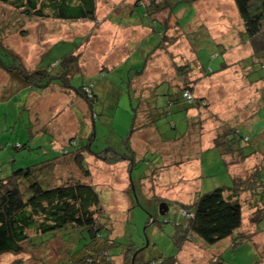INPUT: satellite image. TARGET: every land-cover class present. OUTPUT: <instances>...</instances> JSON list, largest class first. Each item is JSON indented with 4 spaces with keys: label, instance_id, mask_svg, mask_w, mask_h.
<instances>
[{
    "label": "rangeland",
    "instance_id": "1",
    "mask_svg": "<svg viewBox=\"0 0 264 264\" xmlns=\"http://www.w3.org/2000/svg\"><path fill=\"white\" fill-rule=\"evenodd\" d=\"M148 1L97 0L94 22H62L51 18L29 21L0 4V34L3 35L0 36V64L12 70L32 71L36 67L51 66L54 60L59 61L69 53L78 56L79 72L72 74L70 87L78 88L82 82L96 84L97 100L88 116L93 130L91 151L101 153L112 148L127 155L129 145L135 160L131 180L135 184L145 173L144 181L139 185L145 199L137 195L133 208L126 213L116 197L117 187L113 186L111 174L99 168L95 158L84 155L88 177L77 168L72 155L57 162L53 184L73 178L93 186L103 208L100 222L109 229L110 241L117 242L116 247L108 248L110 256L99 245L98 250L106 254L87 264H138V260L149 264L170 256L176 257L177 264H209L216 262L217 256L223 264H264V220L259 229L256 228L252 221L258 207L252 208L256 203L245 196H242L245 203L241 232L250 240L236 248H230L229 240L206 245L195 238L185 240L177 251L171 239V224H160L167 219L170 223L177 219L178 204L189 205L196 194L229 187L230 176L243 178L253 169L264 166V136L258 137L264 133V68H261L264 59H251L254 53L244 38V26L232 0H176L173 15L164 11L154 16L170 27L167 37L173 43L162 45L163 48H159L160 36L149 34L150 25L143 18V8L136 7L139 2L147 4ZM177 21L184 25L183 29L175 28ZM19 23L22 25L18 26ZM192 35L200 38L196 44H192ZM122 46L124 52H120ZM215 52L220 54L218 58H214ZM195 54L201 67L213 74L198 73ZM222 61L223 67L219 70ZM187 64L193 70L189 80L194 84L189 101L198 106L188 111V125L182 114L161 117L157 121L161 136L146 124L141 134L133 135L129 140L133 110L147 105L154 95L160 100L158 108L164 107L167 95L182 86L176 66ZM100 65L107 68L104 76L96 74ZM136 72L141 74L136 76ZM6 77L1 71L0 178L55 157L48 142H52L55 133H66L62 118L69 123V111L77 117L81 114L72 103L68 111L55 119L57 123L46 127V134L39 135L33 126H44L43 120L51 118L39 113L40 121L31 123L30 102L24 110L27 94L7 101L11 94L1 88ZM133 92L136 97H141L137 100ZM86 101L83 102L88 109L91 101L89 98ZM141 110L145 117L148 108L145 106ZM44 113L52 112L46 109ZM140 117L139 120H145ZM172 123L175 128L170 127ZM230 129L250 134V145L260 144L261 148L239 164L231 165L232 159L226 157L229 174L215 150V139L224 137ZM69 141L58 139L59 145L54 144L52 149L65 154L64 148L70 146ZM16 144H25L27 148L15 149ZM104 167L111 169L108 165ZM261 178L264 181V167ZM160 200L168 202L164 216L157 212ZM150 217L156 223L151 224L152 220L149 223ZM75 233L59 232L52 238L41 236L38 244L25 243L19 255L0 256V264H71L68 253L87 242L81 239V233ZM27 234L35 236L31 231ZM91 249V246L86 247L88 252ZM133 252H138L137 263L133 261Z\"/></svg>",
    "mask_w": 264,
    "mask_h": 264
},
{
    "label": "trees",
    "instance_id": "2",
    "mask_svg": "<svg viewBox=\"0 0 264 264\" xmlns=\"http://www.w3.org/2000/svg\"><path fill=\"white\" fill-rule=\"evenodd\" d=\"M190 1L194 2L196 0ZM96 2L97 0H0V4L6 5L26 20L34 21L51 18L62 22H94ZM148 2L147 4L139 2L136 7L140 6L143 8V18L147 19L150 25L148 29L151 32L149 34H158L161 39L159 48H163L162 45L173 43V40L171 41V38L167 37V31L170 30V27L166 22H161L154 16L164 11H168L173 15V8L177 1L149 0ZM232 2L244 26V38L249 41L254 53L251 59H258L259 57L264 59V0H232ZM21 25L22 23L18 24V26ZM183 27L184 25L182 26L178 21L176 22L175 28L183 29ZM0 36L2 35L0 34ZM193 37L194 35H192ZM196 41L194 37L192 44H196ZM214 55V58H218L220 54L215 52ZM78 59V56L69 53L59 61L54 60L51 66L44 68L36 67L32 71L24 68L12 70L7 67V69L16 73L24 84L31 86L35 90L42 91L48 88L50 84H55L64 91H73L85 102H87L86 98H89L91 105L88 104L90 106L88 109L89 113H92V105L97 100L95 93L96 84L82 82L78 88L70 87L69 80L72 74L79 72ZM195 60L199 63H197L199 74L205 76L213 74L211 70L201 67L200 60L196 58V54ZM185 66H176V74L183 81L182 86H178L175 89L177 91H174L173 94L167 95L165 106L152 109L147 106V116L145 115L144 117L147 127H152L161 117H171L174 114H182L185 117L186 126L188 125V111L198 108V106H194V103L192 104L194 101H189L190 99L182 97L184 93L190 96L194 85L189 80V74L191 75L193 70L188 64ZM222 66L223 63L221 62L219 70H221ZM261 68H264V65ZM104 72L101 73L102 76H104ZM137 74L141 73L136 72ZM155 96L152 99L157 98ZM133 112L132 126L128 135L129 140L134 133L146 126L137 125V111L133 110ZM170 127L175 128V124L172 123ZM158 134H161L160 130ZM260 136H264V133L258 135V137ZM92 137L93 130L91 136L81 144L79 139L73 137L69 141L70 146L64 148L67 151L66 155L63 154V151H51L55 157L25 169L12 171L9 175L0 178V256L19 255L23 252L25 243L33 246L41 242H37L41 239V236L49 235L52 238L54 234L59 232H63L65 235L79 232L82 235L81 239L87 241L84 246L81 247L79 245L68 253L71 264H87V262H93L99 256L102 257L103 254L112 255L109 252L110 250H107L108 248L116 247L117 242L114 240L110 241L109 229L100 222L103 208L95 188L90 184L75 181L73 178L65 180L58 185L52 182V175L56 170L57 162L68 155H72L74 163L85 177L90 175L84 164L85 154L91 155L108 165L127 162L129 168L133 170L135 160L129 145L127 146V155L116 152L112 148H106L101 153H94L91 151L90 146ZM245 137L247 139H244ZM251 140L250 134L242 133L239 129H235V131L230 129L224 137H216L215 150L223 160L226 169L228 168L225 161L226 157L232 159L231 165L239 164L261 148L260 144L251 146ZM13 148L23 150L27 146L25 144H16V147L13 146ZM263 167L253 169L243 178L230 176L229 187L222 186L207 193L196 194L193 202L189 205L178 204L177 219L172 223L168 219L160 222L163 225L171 224L173 231L171 239L177 251L185 240L188 241L189 239L190 241L195 238L206 245H215L229 240L230 248L249 243L250 239L248 236L241 232L242 206L245 203L242 196L256 203V205L251 204L252 208L258 207L252 222L259 229V224L264 220V181L261 178ZM70 168L73 169L72 167ZM131 184V194L135 203L137 201V190L135 186L133 187L134 183L132 180ZM160 201L167 207L168 202ZM182 211L188 212L190 215L186 218L181 215ZM150 221L151 224L156 223V220L152 217H150L148 222L150 223ZM28 231H31L35 236L29 237ZM99 245L102 246V250L104 249L106 253L98 250ZM87 246L92 247L89 252L86 250ZM132 255H134L133 261L135 263L138 252H133ZM215 261L209 264H223L220 256H217ZM176 263L177 260L174 256L162 257L156 261L149 262V264ZM138 264L142 263L138 260Z\"/></svg>",
    "mask_w": 264,
    "mask_h": 264
},
{
    "label": "crops",
    "instance_id": "3",
    "mask_svg": "<svg viewBox=\"0 0 264 264\" xmlns=\"http://www.w3.org/2000/svg\"><path fill=\"white\" fill-rule=\"evenodd\" d=\"M194 37L196 40L200 39V38H197L195 35H194ZM124 46H126V44ZM19 48H20V46H19ZM121 49L122 50H120V52H124L123 46L121 47ZM31 63H32V60L30 62V65H31ZM222 63H223V61H222ZM108 67H110V66H108ZM106 69H107L106 67L100 65L99 70L96 71V74H98L97 76H101L102 75L101 73L106 71ZM1 71H3L4 74L7 76L6 78H3L4 79V80H2L3 86H1V88H5V90L11 94V96L8 98L7 101L11 100L10 102H12L13 100L19 98L20 96L27 94V96L25 97L24 110H26L28 108L27 106H28V103L30 102L32 110H33L31 112L32 116L29 118L30 122L32 123L35 121V123H38L40 121L39 113H41V115H43L47 118H51L48 120H43L44 126H39V124L34 125L33 130L35 131V133H39V135L46 134V131H47L46 127H48L49 125H51L53 123H57L58 121H56L55 119L59 115H61V113H64L65 110L68 111L69 106L72 103H75L78 107V110L81 111V114L78 117L75 116L73 113H71L72 111H69V113H68V114H70V122L69 123H67L66 118H62V120L60 119L61 122L64 123L63 127L67 128V131L64 135H56V133H55V135H52L53 136L51 138L52 142L51 141L48 142L49 146H50V150L52 152H56L54 149H52V147L54 146V144L59 145V144H57L58 139L69 140L72 137L79 136V134H82L83 136H81V138H79V143L81 144L91 136V134H92V129H91L92 125L91 124L92 123L90 121L91 120L90 117L88 118L89 109L86 108V104L73 91H71V90L68 92L64 91V90L60 89V87H58L55 84H50L48 86V88H46L45 90H42V91L35 90L31 86L24 84L22 79L20 77H18L16 75V73L12 72L10 69H7L6 66H3L0 64V72ZM143 73H144V70H143L142 74ZM139 75L140 74H137L136 76H139ZM99 81L100 80H97L96 82H99ZM100 82H102V81H100ZM95 93H96V91H95ZM133 94H134V98H136L137 100H138V98L141 97L140 95L136 97V94L134 92H133ZM152 100H154V101H152ZM159 105H161V104H160V100H158V98H153V99L150 98L149 103L147 105H144L143 107L148 106L150 109H152L154 107H158ZM143 107L141 106V108L134 109L135 112L137 111L136 112L137 119L140 116H143V118H144V115L142 112L143 110H141ZM46 109L49 111L51 110L52 113L51 114L44 113V110H46ZM144 121H141V119L140 120L138 119L137 125L138 126L146 125L147 123L146 122L144 123ZM148 127H151V126H148ZM152 128L154 130L153 132L156 133L157 136L158 135L161 136V134H158L159 129L157 127V123L153 124ZM70 129H71V131H70ZM144 129H139L136 133H134V135L141 134L140 132L144 131ZM41 133H43V134H41ZM179 135L181 136V134H179ZM89 157L94 159L93 156H89ZM96 161L99 162L98 163L99 168H101V169H103V171L109 172L111 174L112 179L114 180L113 186L117 187V189H116L117 191L115 190L116 197H117L118 201L120 202L122 208H124V211L127 213L129 211V209L133 208V204H134L133 196L131 194L132 184H131V180H130L132 169L129 168V165L127 162H120L117 164L108 165L103 161H100L97 159H96ZM197 164L199 167L198 161H197ZM106 165H108L111 169H109V170L105 169L106 167H104V166H106ZM71 170L73 171L74 169H71ZM227 170H228V168H227ZM228 172H229V170H228ZM229 174H230V172H229ZM144 176L145 175L139 177L138 182H136L133 185V187L134 186L136 187L137 195L140 196L142 199H145V196H143V194H142L143 192H141L142 188H140L139 185H141V183H143Z\"/></svg>",
    "mask_w": 264,
    "mask_h": 264
},
{
    "label": "water",
    "instance_id": "4",
    "mask_svg": "<svg viewBox=\"0 0 264 264\" xmlns=\"http://www.w3.org/2000/svg\"><path fill=\"white\" fill-rule=\"evenodd\" d=\"M166 210H167V207L165 204L161 203L158 205V215L159 216H163Z\"/></svg>",
    "mask_w": 264,
    "mask_h": 264
},
{
    "label": "built area",
    "instance_id": "5",
    "mask_svg": "<svg viewBox=\"0 0 264 264\" xmlns=\"http://www.w3.org/2000/svg\"><path fill=\"white\" fill-rule=\"evenodd\" d=\"M87 91H88V90H87ZM184 98L189 100V99H190L189 94L184 93ZM181 215L187 218L190 214H189L188 212H183V211H182V212H181Z\"/></svg>",
    "mask_w": 264,
    "mask_h": 264
}]
</instances>
